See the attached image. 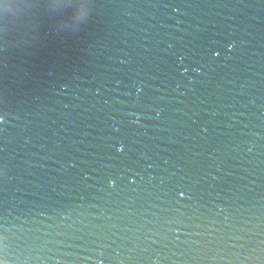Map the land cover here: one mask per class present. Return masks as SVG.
I'll return each instance as SVG.
<instances>
[{
	"label": "water",
	"instance_id": "water-1",
	"mask_svg": "<svg viewBox=\"0 0 264 264\" xmlns=\"http://www.w3.org/2000/svg\"><path fill=\"white\" fill-rule=\"evenodd\" d=\"M0 118L7 264H264V0H2Z\"/></svg>",
	"mask_w": 264,
	"mask_h": 264
},
{
	"label": "clouds",
	"instance_id": "clouds-1",
	"mask_svg": "<svg viewBox=\"0 0 264 264\" xmlns=\"http://www.w3.org/2000/svg\"><path fill=\"white\" fill-rule=\"evenodd\" d=\"M0 2H2V0H0ZM10 5H4L5 8L9 7ZM2 119V118H0ZM0 264H7V261L3 260V259H0Z\"/></svg>",
	"mask_w": 264,
	"mask_h": 264
},
{
	"label": "snow or ice",
	"instance_id": "snow-or-ice-1",
	"mask_svg": "<svg viewBox=\"0 0 264 264\" xmlns=\"http://www.w3.org/2000/svg\"><path fill=\"white\" fill-rule=\"evenodd\" d=\"M219 53H217V55H218ZM124 149H123V147H121L120 148V151H123ZM115 185V182H113V186ZM181 197H183V196H185L186 194L184 193V192H180V194H179Z\"/></svg>",
	"mask_w": 264,
	"mask_h": 264
}]
</instances>
